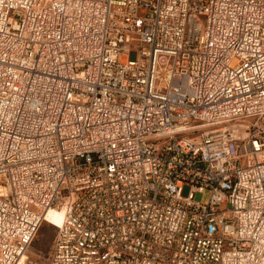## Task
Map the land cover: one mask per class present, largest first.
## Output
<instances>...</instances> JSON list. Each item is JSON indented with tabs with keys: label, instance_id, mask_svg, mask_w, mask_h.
<instances>
[{
	"label": "built area",
	"instance_id": "built-area-1",
	"mask_svg": "<svg viewBox=\"0 0 264 264\" xmlns=\"http://www.w3.org/2000/svg\"><path fill=\"white\" fill-rule=\"evenodd\" d=\"M50 209L47 264H264V0H0V264Z\"/></svg>",
	"mask_w": 264,
	"mask_h": 264
},
{
	"label": "rangeland",
	"instance_id": "rangeland-1",
	"mask_svg": "<svg viewBox=\"0 0 264 264\" xmlns=\"http://www.w3.org/2000/svg\"><path fill=\"white\" fill-rule=\"evenodd\" d=\"M189 191H190V187L186 186L184 188L183 194L187 195ZM209 196H210L209 190H206L204 192H197L196 194L197 200L201 202H206L209 199ZM56 233H57V227L47 221H44L41 224L29 248L28 251L29 258L40 264H47Z\"/></svg>",
	"mask_w": 264,
	"mask_h": 264
},
{
	"label": "bare ground",
	"instance_id": "bare-ground-1",
	"mask_svg": "<svg viewBox=\"0 0 264 264\" xmlns=\"http://www.w3.org/2000/svg\"><path fill=\"white\" fill-rule=\"evenodd\" d=\"M46 216L53 223H51L50 221H47V222L57 227L63 222L64 212L59 209H50ZM27 257L29 258V254H27V256H24V259Z\"/></svg>",
	"mask_w": 264,
	"mask_h": 264
}]
</instances>
